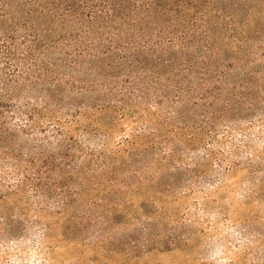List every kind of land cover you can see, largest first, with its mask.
Listing matches in <instances>:
<instances>
[{"label":"trees","instance_id":"trees-1","mask_svg":"<svg viewBox=\"0 0 264 264\" xmlns=\"http://www.w3.org/2000/svg\"><path fill=\"white\" fill-rule=\"evenodd\" d=\"M241 7L264 0H0V250L29 231L44 248L39 211L63 214L71 187L101 192L120 225L144 186L201 211L245 171L264 217V23L241 36ZM194 235L156 237L170 250Z\"/></svg>","mask_w":264,"mask_h":264},{"label":"rangeland","instance_id":"rangeland-1","mask_svg":"<svg viewBox=\"0 0 264 264\" xmlns=\"http://www.w3.org/2000/svg\"><path fill=\"white\" fill-rule=\"evenodd\" d=\"M239 14L233 23L244 38L247 34H256L257 23H264V7L261 11L248 12L247 7H241ZM113 154L119 159L120 152L115 147ZM246 184V172L234 171L212 194L215 204L204 200L202 206L205 210L201 211L200 205L194 204L193 196L167 195L147 185L141 189L139 200L126 205L124 212L127 213L122 214L120 225L112 219L115 214L111 207L96 200L102 196L101 192L90 193L88 186L79 192L71 187L66 191L72 195L68 197L70 203L63 214L52 215L53 208H47L52 201L39 211L40 217L50 224V235L44 248L37 249L32 244L33 235L29 231L20 246L0 250V264H253L255 256L264 255V243H261L264 240V217H253L261 212L247 199ZM59 192V189L50 190L51 195ZM143 197L147 207L154 209L155 219H145L141 213H136L142 211L139 207L143 204ZM33 206L31 210L27 206L24 208L28 216L38 211L37 206ZM3 210L4 207L0 212ZM66 225L73 233H65ZM247 229L255 235H263L252 243ZM175 230L179 236L195 235L190 244L179 243L170 250L163 249L164 239L156 235L167 239ZM211 241L214 253L206 255V245L208 249ZM18 255L26 260L20 262Z\"/></svg>","mask_w":264,"mask_h":264}]
</instances>
